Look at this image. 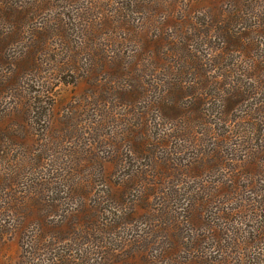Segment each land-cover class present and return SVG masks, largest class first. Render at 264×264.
Returning a JSON list of instances; mask_svg holds the SVG:
<instances>
[{
	"label": "rangeland",
	"instance_id": "rangeland-1",
	"mask_svg": "<svg viewBox=\"0 0 264 264\" xmlns=\"http://www.w3.org/2000/svg\"><path fill=\"white\" fill-rule=\"evenodd\" d=\"M0 264H264V0H0Z\"/></svg>",
	"mask_w": 264,
	"mask_h": 264
},
{
	"label": "trees",
	"instance_id": "trees-1",
	"mask_svg": "<svg viewBox=\"0 0 264 264\" xmlns=\"http://www.w3.org/2000/svg\"><path fill=\"white\" fill-rule=\"evenodd\" d=\"M256 33H257V30H256ZM248 37L251 38V34H249ZM239 43L243 47V49L251 47V45L253 44V43H250V42L243 43V41L240 40V39H239ZM246 79H247V77H246ZM243 81L244 80H241L240 82H243ZM182 89H183V85H182V83H179V79L175 83L173 82V87L171 89L170 97L168 99V102L162 101V104L164 106V109L168 113H170V114H172L173 116L176 117V120H179V122H181L180 120L182 118V121L186 123V124L184 123L185 125H182V126H184V129H188L189 131H191L190 127H191L192 124H189V120H187L185 117H182L183 116L182 112H184V110H185L184 108H186V106L184 104H182V98H179L180 97V93H182ZM198 105H199V103H198ZM192 108H193V106H192ZM163 176H164V170L161 169L160 172H157V174H156V177H157V181L156 182H158L160 184L159 181H161L163 179V178H160V177H163ZM170 236H172V235H169V237Z\"/></svg>",
	"mask_w": 264,
	"mask_h": 264
}]
</instances>
